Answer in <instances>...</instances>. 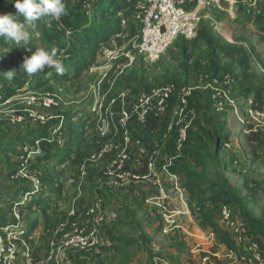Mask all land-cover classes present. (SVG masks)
Segmentation results:
<instances>
[{
    "label": "rangeland",
    "instance_id": "1",
    "mask_svg": "<svg viewBox=\"0 0 264 264\" xmlns=\"http://www.w3.org/2000/svg\"><path fill=\"white\" fill-rule=\"evenodd\" d=\"M103 1L64 0L66 8L72 12L70 19L64 21L61 17L59 19L44 17L36 22L35 27L24 22L22 16L17 17L19 21L26 24V30L30 32L31 39L27 45H17L6 37L0 38V72H7L12 69L17 71L11 81H0V216L15 223L17 218L13 214L12 202L18 199L23 203L29 201V197L26 198L20 194L25 188H31V182L13 178L12 172L19 166L26 164L24 159L31 157L26 152V148L33 146L32 140L36 137L34 135L38 137L41 132H47V134L49 133L47 140L55 141L57 144L61 143V146L68 144L69 147H77L78 149L77 156L73 153L70 160L61 164L57 162L56 158L49 159V161L33 160L32 169L33 171L37 170L36 173L39 174L42 185L40 190H42L43 200L41 202L43 204L45 202L48 210L45 217L41 211L42 207L37 204L27 210H20L22 221L27 223L29 220L38 218L41 227L36 235H33L34 240H36L34 241L33 255L30 257L28 255V259L23 258V253L25 252L27 255V252L26 247L24 248L22 245L24 250L21 249L19 252V264H36L47 257L50 242L55 238L54 228H57V226L54 227L56 225L54 224L55 219L62 215L63 218L67 217L70 208L73 207L71 205L75 189L77 192L82 191V196L85 193L88 196V201L76 205V209L84 210L83 208L96 197L94 193L99 184L86 185L79 190L74 183L68 184L67 180H77L78 166L82 163L87 162L88 167L92 164L95 165V162L89 161L90 157L96 153L94 149L97 141L95 138L93 139L94 135L92 134L94 122L90 121L91 123L88 124L87 130H85L88 138L83 137L82 145L75 143L73 135L77 132V122L81 117L91 116L95 119L94 110L98 106L96 100L98 93H95V88L103 79L102 75L106 64L102 63L99 57L97 65L91 66L79 78L70 81L55 80L53 77L54 69H45L43 73L29 75L20 69V65L23 59L26 56H31L36 48H44L48 51L55 48L57 58L62 60L64 65L71 55L69 37L74 30L73 28H78L80 24H99L112 20L109 17L105 19L95 17V12ZM131 8L127 12L130 13L131 11L132 13L125 16L126 20L131 21L125 27L126 30L123 29L125 32L112 36L108 42L102 45V48L111 47L126 51L132 46L139 21L133 20L134 10L132 11ZM3 13H16L13 5L7 0H0V14ZM124 15L125 13L120 18L122 19ZM247 15L248 10L244 9L242 13H239V20L235 22L229 21L222 12L212 11L208 18L202 19L200 26H207L217 40L223 44L242 48L249 54L247 65L244 66L238 57L227 58L220 48H216L213 55L210 49L209 59L216 60V63L220 61L224 63L211 66V70L216 71V78L223 79L224 76L229 75L234 80L233 89L242 84V80H245L249 85L245 89L247 92L253 93L255 86H259L258 90L264 92V71H261V69L264 70V58L262 57L264 54V26L260 28L250 27L245 21L248 20L245 17ZM214 22H218L220 26L223 22L222 31H226L227 34L224 32V36L220 35L218 30L214 28ZM121 28L123 27L121 26ZM47 34H54V40H51L49 35L46 36ZM226 38H230L233 43H229ZM29 47L32 48L31 51L26 50ZM208 53L209 51L206 52L203 47L201 49L198 45L194 50L190 43L179 38L155 65L150 66L147 63L139 62L136 66L126 68L125 72L117 79L113 90L105 96L103 105H108L111 99L119 96L121 92H126L130 100L134 102L140 94L152 87L170 83L189 85L181 83L184 76L183 72L191 70L195 63L207 59ZM140 60L144 61L141 58L137 62ZM121 64L124 63L120 61L115 63V66ZM257 64H260V69L256 67ZM222 88L225 89L224 86ZM46 98L54 99L57 105L52 108L44 107L42 103ZM246 107L247 105L244 106V109ZM42 117L44 120L41 119ZM17 118H22V120L15 123L13 120ZM238 121L237 124L240 122ZM250 129V125H244V128L240 129L241 134H244L243 140L235 144V141L230 142L228 138L227 141L224 140L227 134L226 130H222V127L214 124V128H210V132L215 135L210 133L211 135L204 136V140L195 143V148H203L201 154L206 155V150L208 152L205 166L199 169L194 165V162L189 161L184 167L201 176L203 181L207 182L205 185L207 187L212 184H224L221 178H226V171L231 173L230 179L234 186L226 179L241 200L242 205L221 200L216 205L217 209L214 210L211 206L208 208L214 210L220 230L226 231L220 223V207L223 204H230L235 216L249 224L248 240L259 242L264 251V144L261 139L258 140V137H255V141L252 142L253 152L251 151L249 140L246 139L253 134L247 133ZM235 134H238L237 129H235ZM226 143L229 144V147H226ZM36 146L38 148V145ZM55 165L61 168L56 169ZM94 167H90V170ZM242 167L247 171L246 173L243 172ZM180 168L182 167L180 166ZM183 176L181 179L188 181V176L186 174ZM135 194L141 197L137 193L129 197L127 194L121 193L118 188L115 190L107 188V196L113 202V205L110 206L106 198L101 196L102 194H97V196L105 199L106 211L109 214L102 230V251L99 255L66 252L63 256V264H153L155 256L163 258L166 264H198L206 257L210 258L211 264H240L228 257V250L226 254L225 246L220 244L216 234L209 229L204 230L205 236L197 239L196 247L198 244L199 247L195 250L192 248L194 241L185 242V246L183 245L178 249L177 244L180 242V237L177 234L173 237V233L171 234L173 241L170 245L171 243L161 234L163 224H167V222L163 221L155 211H149L147 206L137 203ZM194 203L196 202L194 201ZM113 208L120 210L117 211L119 216L111 212L114 210ZM205 209H207L206 206ZM194 210H197V207ZM192 213L195 214L196 212L192 211ZM249 217L253 218V221ZM48 229L53 230L54 233L48 232ZM141 232H145L152 239L146 250L141 245L122 249V247L116 248L119 246L116 243L111 244V238L114 235L133 238L139 236L138 234ZM211 232L213 235L210 234ZM38 246L41 247L38 248ZM155 246H160L161 251H157ZM171 246L175 247L177 253L170 250L169 247ZM153 248L156 252L153 251ZM214 253H217L218 256L212 255Z\"/></svg>",
    "mask_w": 264,
    "mask_h": 264
},
{
    "label": "built area",
    "instance_id": "2",
    "mask_svg": "<svg viewBox=\"0 0 264 264\" xmlns=\"http://www.w3.org/2000/svg\"><path fill=\"white\" fill-rule=\"evenodd\" d=\"M260 0H135L132 5L134 18L139 21L137 32H135L134 41L126 51L105 47L100 49L99 57L105 64H115L121 59L127 60V65H132L139 59H144L150 65L158 63L161 58L171 49L175 42L182 38L187 42L193 41L198 36V30L202 19L209 17V12L220 11L225 14L228 20L237 22L241 8H246L249 12L256 13ZM250 12V13H251ZM126 12L121 19V26L125 28L131 21L126 20ZM214 28L219 34L223 35L222 26L214 22ZM234 80L229 75L223 79L214 78L211 82L213 90L214 107L217 112H224L228 107L236 108V102L232 97ZM225 87V89L222 88ZM232 87V88H231ZM194 88L188 85H178L175 83L166 84L151 89L143 93L140 97L134 114L140 125H145L148 120L163 122L170 111H173V99H180V106L175 111L178 118L177 124L171 123L169 130L177 127V148L184 147L188 140V131L192 127L195 119L194 110L188 109V99L192 96ZM42 105L46 108H52L57 105L54 99H45ZM110 118L115 117L113 110H108ZM132 115L123 111L121 114V123L127 126ZM239 121L243 128L248 124L251 129L247 133H258L264 140V98L261 104H257L253 99L249 100L243 115L238 114ZM44 120V118H41ZM22 118L14 119L18 123ZM51 141V140H50ZM132 141V133L126 130L123 137L124 147ZM55 142V141H51ZM57 143V142H56ZM61 145V143H59ZM58 144V145H59ZM38 145V143L36 144ZM119 146L113 142L106 143L94 153L89 161H97L105 158L108 154L114 152ZM26 152L32 156V152L26 149ZM127 156L121 157L113 163V167L108 171L110 175H116L125 182L128 179H139L133 173L125 172ZM88 164L84 162L81 166V174L85 175ZM164 168L165 173L172 179L176 176ZM243 169V167H242ZM37 170H30L21 167L13 178L29 180L31 182V192L26 193L24 197L41 194V181ZM243 172L247 171L243 169ZM146 178V177H145ZM162 199H167L163 189L160 187ZM22 202V205L27 204ZM84 210L76 209V206L70 208L67 217L64 218L54 233L55 238L50 242V250L44 260L36 264H63L66 252L93 253L99 255L102 251V230L109 214L106 211V201L101 196H96ZM15 223L11 222L5 226L0 225V264H19V252L26 247L23 241L19 244L18 233L22 232L25 222L20 219V210H13ZM220 223L230 234L236 247L242 252L228 251V257L235 262L242 264H264V251L259 242L248 240V231L246 224L237 218L228 205H223L220 210ZM23 253V258L28 259L31 253ZM63 258V260H62ZM22 260V259H21ZM196 264V263H193ZM198 264H210L206 257Z\"/></svg>",
    "mask_w": 264,
    "mask_h": 264
},
{
    "label": "crops",
    "instance_id": "3",
    "mask_svg": "<svg viewBox=\"0 0 264 264\" xmlns=\"http://www.w3.org/2000/svg\"><path fill=\"white\" fill-rule=\"evenodd\" d=\"M244 9L246 8H241L240 13H242ZM250 12L248 11V15L245 16L248 19L245 20L247 25H250V27L254 28H260L263 26L261 23H258L250 18ZM221 23L223 26V22ZM224 32L227 34L226 31H223L222 36H224ZM227 41H229V43L232 42L230 38H228ZM197 45L198 47H201V49L203 47L206 52L209 51V56L207 55V59L199 61V63H195L191 70H185L183 72L184 76L181 83L189 84L188 86L194 88L192 96L188 99V109L194 110L195 112V119L192 127L188 131V140L184 147L181 149L177 148V127L174 130H169L171 123L177 124L178 122L175 111L180 106L179 98L175 97L173 99V111L169 112L163 122L150 119L144 126L138 123L134 114V110L143 93L149 92L155 87L144 91L134 102L130 100V97L126 94V92H121L119 96L111 99L108 105H103L105 96L113 90L117 79L125 72L126 68L136 66L139 64V62L147 63L146 60H140L135 64L127 65V60L121 59L122 63H124L123 65L121 64L120 66H115L114 63L109 65L106 64V66L104 65L105 69L103 72L104 74L102 75L103 79L99 81L97 87L95 88V93H98L96 95L98 106L94 110L96 116L95 119H91V121L94 122L92 126V134L94 135L93 139L95 138L97 141L94 151L97 152L102 145L109 142H113L114 144L118 145L119 148L114 150V152L111 154H108L105 158H102L98 161H92L95 162V165L92 164L87 167L85 175L81 174L82 163L80 166H78L77 180H67L68 184L74 183L79 190L83 189L86 185L92 186L93 184H99L96 187V192L94 194L95 196H97V194H102L101 196L106 198L109 206L113 205V202L109 199V196H107V188H110L111 190L118 188L121 193L127 194L129 197L132 195L134 196V193H137L138 195L140 194L141 197H138L135 194L137 203L142 204V206H147V210L149 211H155L160 215L163 221L167 222V224H163V230L161 231V234L163 237H166L169 243H171L170 245H172V238L177 234L180 237V242L177 244L178 249H180V247H182L185 242L194 241L192 242L193 250L199 247V244L196 247L198 242L197 239L205 236L206 233L204 230L209 228H204L201 226L198 215L192 213V206L193 208L196 206L194 200L191 199V195L188 193L186 188L188 181H183L181 179L184 177L181 171L183 168H185L184 166L187 164V162H194V165L200 169V166L195 163V160L188 153L190 151L195 153L202 152L196 150V148H193V146H195L196 142L204 140L203 138L205 135L212 134L210 132V128H214V124L215 126L222 127V130H226L227 134L226 137H224V140L227 141L228 138V141L232 142L233 140L235 141V144L241 142L243 140L244 134H241L240 129H243V127L241 122L238 121V114L243 115V111L246 109H244V106L248 105L249 100L255 99L256 92L259 88V86H255L253 93H249L247 90H245L249 87V85L245 80L241 79L243 81L242 84L237 85L234 87V89H232V97L236 102V108L234 109L228 107V109L223 113L217 112L214 107L213 90L211 86L212 80L216 78V71L211 70V66L213 65L212 60L209 59L211 51L203 40L197 41L195 48ZM195 48L193 49L195 50ZM247 55L249 57V54ZM262 57L264 58V54ZM255 62L257 63L256 60ZM220 63L223 62L220 61ZM147 64L150 65L149 63ZM256 67L258 69L261 68L260 64H257ZM261 71L264 70L261 69ZM108 110H113L115 112L114 118H110ZM123 111H127L132 115V118L129 120L127 126H124L121 123V114ZM237 121L239 122L238 124ZM90 123L91 122L88 124ZM87 128L88 125L84 128L85 138H88L87 132H85ZM235 129H237V135L235 134ZM126 130L131 131L132 141L128 146L124 147L123 137ZM212 135L214 136L215 134ZM210 138L212 140L211 136ZM248 138L249 137H246L247 140ZM226 147H229L228 143H226ZM123 156H127L126 166L123 168L124 171L137 175L139 179H128L125 182H122L121 179L116 175L108 174V171L113 167V163L121 159ZM92 166L95 167L94 169L92 168L90 170V167ZM166 166H168L167 170L176 176V179L170 178L165 173L164 168ZM180 166L182 168H180ZM54 167L56 169L61 168L58 165H55ZM230 174L231 173L227 171L225 173L226 178L233 185L232 180L230 179ZM160 187L163 189L167 199H162ZM102 191L105 195L102 193ZM74 193L75 194L72 199L73 203L71 206H76L82 202L88 201V196L86 193L82 196V191L77 192L76 189ZM81 196L82 198H80ZM82 206H84V204H82ZM117 211L120 210L114 209L111 212H113L114 215L116 214L119 216ZM63 219V215L57 217L54 222V224H56L54 227L58 226V223H60V221ZM43 226L45 227V224ZM40 227L41 223L38 225L34 236ZM56 229L54 228L55 231ZM209 230L211 231V229ZM51 231L53 232V230L48 229V232ZM172 233L173 237H171ZM210 234L213 235V232ZM138 235L139 236H134L133 238L123 235H114L115 239L113 238L114 236H112L113 239L111 238V241L113 243L111 242V244L114 245L116 243L119 245L116 248L122 247V249H129L132 246L126 245L127 240L137 239L140 241L142 248L146 250L152 239L149 238L145 232H141ZM142 235L146 236L147 242H143L141 239ZM106 238L108 240V235ZM39 243L41 244V242ZM40 247L41 246H38V248ZM159 247L160 246H155L157 251H161ZM169 248L171 251H175V253H177L175 247L171 246ZM224 249H226L227 254L228 249L226 247ZM156 250L153 248L154 252H156ZM212 255L218 256L217 253ZM165 262L166 261L159 256H155L153 258V264H166Z\"/></svg>",
    "mask_w": 264,
    "mask_h": 264
},
{
    "label": "trees",
    "instance_id": "4",
    "mask_svg": "<svg viewBox=\"0 0 264 264\" xmlns=\"http://www.w3.org/2000/svg\"><path fill=\"white\" fill-rule=\"evenodd\" d=\"M135 0H104L102 2V5L98 7V10L95 12V17L97 19H105L106 17L111 18L112 20L105 23H86L85 25L80 24L78 28H73L72 34L69 37V45H70V58L68 61L64 64L65 72L63 74H57L54 71V78L55 80L59 81H70L73 79L79 78L82 73L86 70H88L91 66L97 65V61L100 54V49L102 48V45L106 42H108L112 36L117 34H123L125 30L121 28V15L127 12L129 8L132 7L133 2ZM104 4V5H103ZM67 9V8H66ZM250 18L258 23H261L264 26V0H260L258 3V10L256 13L251 12ZM72 12H70L67 9V15L62 16L61 19L64 21L71 18ZM49 35V36H48ZM46 36L50 37L51 40H54L55 35L47 34ZM2 38V37H0ZM203 40L205 41L206 45L212 50V53L214 55L215 49L220 48L222 52L224 53L225 57L231 58V57H238L241 60V63L243 65H247L248 62V55L247 52L238 47L229 46L226 44H223L217 38L212 34L211 30L207 26H200L198 30V36L193 41H190V45L192 48H195V45L197 41ZM214 46V48H213ZM217 61H212L214 65H218L219 63H216ZM7 79H4L2 75H0V81L4 82ZM9 81V80H8ZM263 95L264 92L262 90H258L255 95L254 102L257 104H261L263 101ZM83 118V119H82ZM92 117H81L79 121L77 122V132L73 135V140L77 145H82L83 139L85 138L83 135L84 128L88 125V123L91 121ZM32 140L34 143L33 146H29L28 149L30 152H32V156L24 159L26 164H23L22 166H19L15 171L12 172V176L15 174V172L20 169L21 167L28 168L30 170L32 169L33 160L38 161H47L52 158H56L57 162L59 164L65 163V161L70 160L71 154L78 155L77 147L72 148L69 147L68 144L66 145H58L56 142H51L50 140H47L49 133L47 132H41L38 137L37 135ZM209 136V135H208ZM84 137V138H83ZM255 137H258L257 139H261L263 144L264 140L261 138V136L258 133H253L251 136H249V145L250 149L253 152V146L252 142H254ZM38 143V148L36 144ZM218 144V143H217ZM195 148V146H193ZM198 151H203V148L199 147L196 148ZM206 155H203L201 153H195L193 151H190L188 154L195 160V163L198 164L200 167L205 166V162L208 159V152L206 150ZM181 173L186 174L188 176V183L186 184V188L188 193L191 195V199L194 200L195 206L197 207V210H194L193 206L191 208L192 211H194L195 214L198 215L199 223L204 228L211 229L216 236L219 239V242L221 245H224L228 251H235V252H242L240 249H238L234 243L233 245V239L231 238L230 234L226 231L220 230V226L217 223V219L215 218V212L214 210L217 209L216 205L221 200H226L229 202H233L237 205H242L241 200L237 197V194L234 192V190L230 187L229 182L226 178L222 177L221 179L224 181V184L222 185H216L212 184L208 187L207 182L203 181L202 177L199 176L195 171L188 170L187 168H183ZM31 192L30 188H25L21 192V196H24L26 193ZM208 195V196H207ZM41 194L32 195L31 200L25 204L22 205L21 201L16 200L12 202V210L16 208L17 210H27L28 208H31L34 204H37L38 206H41V211L43 216L45 217L47 214L48 207L41 202L43 200ZM1 201V199H0ZM36 205V206H37ZM228 205L231 207L230 204H223ZM221 205V207L223 206ZM205 206L207 209H205ZM208 206H211L213 209H209ZM220 207V210H221ZM245 207V206H242ZM250 218V217H249ZM246 224V228L248 231L249 224L243 220ZM250 220L253 221V218ZM8 223H11L10 220H7L3 216H0V225L4 226ZM40 224V221L38 218H34L33 220H29V222H25V227L22 230V232L18 233L19 235V244L22 245L23 241L26 245V250L31 253V256L34 253V233L36 229L38 228V225ZM115 239V238H114ZM141 239L143 242H147L146 236L142 235ZM126 245L128 246H134V245H141L140 241L136 240H127ZM262 249V247H261ZM209 258V257H208ZM209 262L211 264L210 258Z\"/></svg>",
    "mask_w": 264,
    "mask_h": 264
},
{
    "label": "clouds",
    "instance_id": "5",
    "mask_svg": "<svg viewBox=\"0 0 264 264\" xmlns=\"http://www.w3.org/2000/svg\"><path fill=\"white\" fill-rule=\"evenodd\" d=\"M16 10L15 14H0V37H6L14 41L17 45H27L30 42L31 35L26 30V24L35 27L37 21L44 17L59 19L67 15L64 0H7ZM23 17L21 22L17 17ZM26 50L31 51L29 47ZM20 69L29 75L43 73L45 69H54L57 74H63L65 68L62 60L57 58V50L53 48L48 51L44 48H36L31 56H26L20 65ZM16 70L0 72L4 79L11 81Z\"/></svg>",
    "mask_w": 264,
    "mask_h": 264
}]
</instances>
